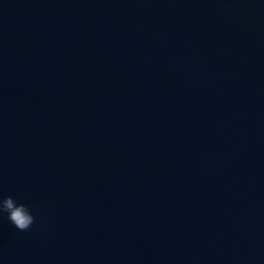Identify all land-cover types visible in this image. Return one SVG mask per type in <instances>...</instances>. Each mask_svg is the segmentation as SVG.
Segmentation results:
<instances>
[{"label": "water", "instance_id": "95a60500", "mask_svg": "<svg viewBox=\"0 0 264 264\" xmlns=\"http://www.w3.org/2000/svg\"><path fill=\"white\" fill-rule=\"evenodd\" d=\"M0 264H264V0H0Z\"/></svg>", "mask_w": 264, "mask_h": 264}, {"label": "clouds", "instance_id": "9594fccd", "mask_svg": "<svg viewBox=\"0 0 264 264\" xmlns=\"http://www.w3.org/2000/svg\"><path fill=\"white\" fill-rule=\"evenodd\" d=\"M7 213L10 222L20 231H27L35 222V217L25 204H18L12 196L0 199V213Z\"/></svg>", "mask_w": 264, "mask_h": 264}]
</instances>
